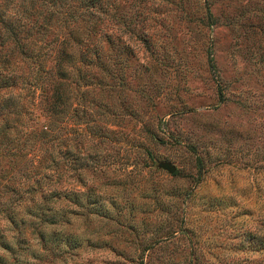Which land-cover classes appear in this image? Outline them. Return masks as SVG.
I'll list each match as a JSON object with an SVG mask.
<instances>
[{"label": "rangeland", "instance_id": "374dc122", "mask_svg": "<svg viewBox=\"0 0 264 264\" xmlns=\"http://www.w3.org/2000/svg\"><path fill=\"white\" fill-rule=\"evenodd\" d=\"M111 14L109 71L80 87L41 179L62 195L0 192L3 264H264V0H120ZM39 146L23 148L36 160Z\"/></svg>", "mask_w": 264, "mask_h": 264}, {"label": "trees", "instance_id": "16d2710c", "mask_svg": "<svg viewBox=\"0 0 264 264\" xmlns=\"http://www.w3.org/2000/svg\"><path fill=\"white\" fill-rule=\"evenodd\" d=\"M119 1L0 0V192L12 187L7 202L34 192L36 186L42 198L62 195L60 189L42 186L41 179H49L57 169L55 156L62 155L66 119H79V105L89 92L80 87L102 83L93 78L94 67L109 71L107 24ZM86 101L93 103L92 98ZM80 109L84 114V107ZM33 143L36 150L44 146L36 160L28 156L30 148H23ZM23 174L30 183L17 180ZM19 183L25 185L23 191ZM76 196L73 193L72 200L77 201ZM0 214L14 220L6 206ZM40 219H46L44 214ZM254 241L257 247L264 246V237ZM70 244L77 243L70 240ZM0 246L9 251L1 233Z\"/></svg>", "mask_w": 264, "mask_h": 264}, {"label": "water", "instance_id": "95a60500", "mask_svg": "<svg viewBox=\"0 0 264 264\" xmlns=\"http://www.w3.org/2000/svg\"><path fill=\"white\" fill-rule=\"evenodd\" d=\"M157 165L158 167L165 169L169 173H172L175 169L174 166L169 162H160Z\"/></svg>", "mask_w": 264, "mask_h": 264}]
</instances>
